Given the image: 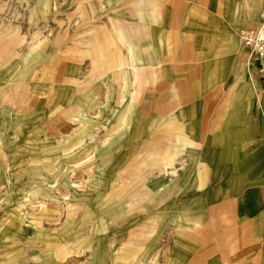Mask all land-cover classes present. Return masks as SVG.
<instances>
[{
	"label": "rangeland",
	"instance_id": "rangeland-1",
	"mask_svg": "<svg viewBox=\"0 0 264 264\" xmlns=\"http://www.w3.org/2000/svg\"><path fill=\"white\" fill-rule=\"evenodd\" d=\"M199 9L215 24L197 27ZM223 11L199 0H0V93L17 113L0 135V264H178L181 237L201 226L209 146L178 80L200 91L211 66L218 103L240 108L247 79L253 22ZM220 26L238 37L217 51ZM28 145L39 148L31 165Z\"/></svg>",
	"mask_w": 264,
	"mask_h": 264
},
{
	"label": "crops",
	"instance_id": "crops-1",
	"mask_svg": "<svg viewBox=\"0 0 264 264\" xmlns=\"http://www.w3.org/2000/svg\"><path fill=\"white\" fill-rule=\"evenodd\" d=\"M199 2L210 3L211 6L218 2L226 5L224 14H229V8L233 16L238 14V20H251L253 24L247 31L256 27L258 11L264 7V0ZM199 11L202 9L195 12L201 15L197 27L203 26L206 19L211 25L215 24L213 16L208 17ZM220 28L218 43L211 45L217 51L223 48L220 41L235 44L238 37V29ZM199 34L200 41H207L208 36L201 32ZM98 46L97 49H100ZM191 48L185 47V51H192ZM243 50L240 55L246 62L247 79L239 97L240 108L226 102L229 99L218 103L217 80H211L212 77L217 79V74L211 73V64L207 75L208 86L200 91L192 90L186 80H178L179 94L188 102L184 107L185 116H193L191 119L195 122L196 132L201 138L209 140L207 163L200 176L201 181L205 182L200 194L201 226L194 228V235L181 237L188 244L186 249L178 247V264H264V58L251 54L245 48ZM194 91L199 94H192ZM7 96L0 93V135L11 131L12 121L17 117L16 112L3 107ZM39 105H32L34 111L39 110ZM75 106L80 123H84L81 104ZM36 139L39 144L44 136L37 135ZM26 149L28 153L25 154L31 165L36 160L39 148L38 145L35 149L28 145Z\"/></svg>",
	"mask_w": 264,
	"mask_h": 264
},
{
	"label": "built area",
	"instance_id": "built-area-1",
	"mask_svg": "<svg viewBox=\"0 0 264 264\" xmlns=\"http://www.w3.org/2000/svg\"><path fill=\"white\" fill-rule=\"evenodd\" d=\"M242 43L251 54L264 58V7L258 11L256 27L244 33Z\"/></svg>",
	"mask_w": 264,
	"mask_h": 264
}]
</instances>
